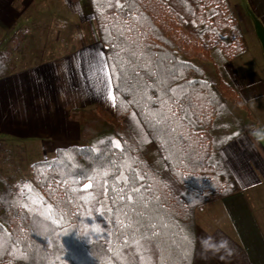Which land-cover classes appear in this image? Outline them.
<instances>
[{
  "label": "trees",
  "instance_id": "obj_1",
  "mask_svg": "<svg viewBox=\"0 0 264 264\" xmlns=\"http://www.w3.org/2000/svg\"><path fill=\"white\" fill-rule=\"evenodd\" d=\"M88 1L114 112L70 110L81 145L0 176V264H192L195 211L239 191L220 150L255 125L224 70L247 50L240 25L228 0Z\"/></svg>",
  "mask_w": 264,
  "mask_h": 264
},
{
  "label": "crops",
  "instance_id": "obj_2",
  "mask_svg": "<svg viewBox=\"0 0 264 264\" xmlns=\"http://www.w3.org/2000/svg\"><path fill=\"white\" fill-rule=\"evenodd\" d=\"M63 1L77 16L91 9L88 0ZM235 1L228 0L244 33L247 50L227 61L224 70L255 125L220 150L239 191L211 200L195 212L192 264H264V56L254 30L255 21L264 28V0H237L240 9ZM13 3L0 0V39L20 21ZM242 20L252 34L257 63L250 59ZM90 54L86 48L80 57L89 61ZM70 60L54 59L0 78V137L38 143L52 154L58 148L78 144L79 127L68 119L70 110L88 109L91 93L95 105L105 107L99 103L101 92H91L73 76ZM255 167L262 175H255Z\"/></svg>",
  "mask_w": 264,
  "mask_h": 264
},
{
  "label": "rangeland",
  "instance_id": "obj_3",
  "mask_svg": "<svg viewBox=\"0 0 264 264\" xmlns=\"http://www.w3.org/2000/svg\"><path fill=\"white\" fill-rule=\"evenodd\" d=\"M65 4L63 0H14L13 6L19 11L23 25L13 41L6 46L7 53L16 70L54 59H71L73 76L81 79V83L90 88L91 92H101L99 96L102 100L99 103L103 104L108 113L113 114L112 85L92 9L77 16L70 13ZM236 5L240 9L238 1ZM242 25L247 35L250 59L257 63L259 56L252 34L246 30L243 20ZM242 34L244 36L243 31ZM86 48L91 53L89 61L80 57ZM89 100L88 109H93L96 102L92 93ZM81 144L79 141L77 145ZM54 153L43 150L38 143L0 137V176L13 185L21 183L30 177L33 163L49 159ZM259 174L262 175L257 172L255 175Z\"/></svg>",
  "mask_w": 264,
  "mask_h": 264
},
{
  "label": "snow or ice",
  "instance_id": "obj_4",
  "mask_svg": "<svg viewBox=\"0 0 264 264\" xmlns=\"http://www.w3.org/2000/svg\"><path fill=\"white\" fill-rule=\"evenodd\" d=\"M109 2L112 3L113 0H109ZM115 4H116L117 6H121L119 0H115ZM112 98L115 99L114 96H113ZM115 146H116V147H119V144L117 143ZM121 179L123 180V182H124L125 184H127V183L129 182V178L126 177V176H123V175H122V176H121ZM136 179H140V177L137 176ZM92 187H93V184H92V183H86V184L83 185V190H88V189H90V188H92ZM138 191H139L138 188H136V187H133V188H132V192H138ZM124 193H125V190H124L123 188H121V189H119V191L117 192V195H118V197H119L120 199H125V198H126L129 202H132L133 199H134L133 196L129 194V195H126V197H125Z\"/></svg>",
  "mask_w": 264,
  "mask_h": 264
},
{
  "label": "water",
  "instance_id": "obj_5",
  "mask_svg": "<svg viewBox=\"0 0 264 264\" xmlns=\"http://www.w3.org/2000/svg\"><path fill=\"white\" fill-rule=\"evenodd\" d=\"M254 30H255V35L261 45L263 56H264V28L260 25L258 21H255Z\"/></svg>",
  "mask_w": 264,
  "mask_h": 264
}]
</instances>
